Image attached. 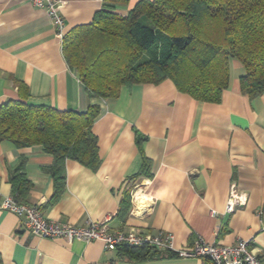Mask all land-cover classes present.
<instances>
[{
	"label": "crops",
	"instance_id": "obj_1",
	"mask_svg": "<svg viewBox=\"0 0 264 264\" xmlns=\"http://www.w3.org/2000/svg\"><path fill=\"white\" fill-rule=\"evenodd\" d=\"M139 1L60 0L66 35L92 24L100 11L126 16ZM230 73L220 103L197 101L171 80L123 87L116 99L93 97L67 64L48 12L26 0H0V106L16 100L62 112L101 108L92 129L101 164L94 171L67 160L65 189L56 199L47 171L52 155L39 145H0V264H205L169 253L134 261L105 250L101 242L32 235L22 219L1 208L6 197L16 198L13 179L22 161L32 186L19 201L42 206L49 220L170 233L180 249L198 237L216 245L247 240L264 264V95L249 100L241 94L245 71L239 61H230ZM136 132L146 138L143 153ZM144 156L151 176L130 182ZM233 187L247 196V204L226 214ZM128 191L132 208L120 219Z\"/></svg>",
	"mask_w": 264,
	"mask_h": 264
},
{
	"label": "trees",
	"instance_id": "obj_2",
	"mask_svg": "<svg viewBox=\"0 0 264 264\" xmlns=\"http://www.w3.org/2000/svg\"><path fill=\"white\" fill-rule=\"evenodd\" d=\"M125 2L126 0H107ZM63 54L93 97L116 99L123 87L160 85L171 80L179 92L205 103H220L230 87V61L245 71L241 94L249 100L264 95V0H141L126 15L100 11L92 24L64 38ZM101 108L86 113L33 107L11 100L0 106V145L42 146L54 157L49 174L56 199L66 185V161L97 170L101 164L93 125ZM146 138L136 132L143 153ZM150 162L130 182L149 178ZM13 179L16 198L32 184L24 161ZM132 208L126 192L119 212L125 219ZM123 258L142 261L162 258L148 248L119 247Z\"/></svg>",
	"mask_w": 264,
	"mask_h": 264
},
{
	"label": "built area",
	"instance_id": "obj_3",
	"mask_svg": "<svg viewBox=\"0 0 264 264\" xmlns=\"http://www.w3.org/2000/svg\"><path fill=\"white\" fill-rule=\"evenodd\" d=\"M36 8L44 9L56 25V35L64 43L66 25L60 13V0H26ZM247 196L232 188L226 204V214H232L237 207L247 204ZM1 208L22 219L26 229L34 236L52 240L65 239L90 244L101 242L107 251L119 247L148 248L157 253H169L178 258H197L205 264H262L251 241L238 240L233 245H216L198 237L194 244L186 248H176L174 236L170 233H138L136 231H113L106 222H88L85 226H75L49 220L42 206L21 203L17 198L6 197Z\"/></svg>",
	"mask_w": 264,
	"mask_h": 264
}]
</instances>
